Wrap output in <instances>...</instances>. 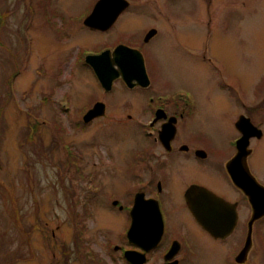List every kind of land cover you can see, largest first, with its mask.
<instances>
[{"label":"rangeland","instance_id":"rangeland-1","mask_svg":"<svg viewBox=\"0 0 264 264\" xmlns=\"http://www.w3.org/2000/svg\"><path fill=\"white\" fill-rule=\"evenodd\" d=\"M96 1L0 0V264H109L107 249L127 226L123 214L110 204H96L91 192L97 183L107 190L111 167H123L112 165L109 155L122 160L139 140L130 128L118 127L127 112L117 104L120 94H111L119 93L120 85L107 94L86 60L81 61L107 40L79 22L92 6L94 11ZM157 2L163 5L164 0ZM158 4L143 1L136 8ZM166 4L178 9L186 45L206 41L219 70L203 65L201 73H183L179 65L167 81L193 87L201 103V92L208 89L203 103L212 110L221 77L233 85L238 81L246 97L254 92L263 97L264 0H239L232 9L214 0L211 17L200 0ZM44 9L70 15L63 20ZM146 18L136 11L115 28L140 31ZM75 22L78 26L69 28ZM168 43L160 36L152 46L164 53ZM97 101L107 104L105 115L84 123ZM209 120L208 135L217 147H227L237 132L234 125L220 114ZM103 196L107 200V193ZM119 261L115 264H124Z\"/></svg>","mask_w":264,"mask_h":264},{"label":"flooded vegetation","instance_id":"flooded-vegetation-1","mask_svg":"<svg viewBox=\"0 0 264 264\" xmlns=\"http://www.w3.org/2000/svg\"><path fill=\"white\" fill-rule=\"evenodd\" d=\"M143 1L158 4L157 0H124L128 6L114 23L103 29L84 25L94 34L106 35L107 40L98 43L81 61L90 55L101 56L103 64L105 60L110 63L112 73H116L113 87L120 85V92L111 94L113 87L104 91L120 94L117 104L127 112L123 120L117 121L118 127L139 134V140L127 149L122 160L116 161L113 153L109 155L112 165L123 167L110 168L107 190L99 183L91 189L96 204H110L127 222L107 249L108 262L115 264L117 258L124 264H264V120H260L264 95L254 92L246 97L238 81L233 85L221 77L214 88L216 104L212 110L203 103L210 95L208 89L202 90L201 103L193 87L172 85L166 76L177 74L179 65L183 73H190L193 69L200 71L203 65L219 71L217 63L206 41L198 47L186 45V39L180 36L183 30L178 28V9L169 7V0L137 9ZM200 1L205 3L208 15L213 13L214 0ZM216 1L232 9L239 0ZM92 10L93 6L83 19ZM44 11L63 20L70 15L62 9ZM136 11L137 16L147 15L140 31H117L119 20L127 14L136 15ZM198 11L202 13V7ZM83 19L78 21L84 24ZM75 25L78 23L68 26ZM160 36L169 42L164 53L152 46ZM86 65L96 75L95 69ZM140 74L144 78L146 75L147 81L133 80V87L125 83V78L135 79ZM99 102L104 103L97 101L93 107ZM218 114L237 131L227 147H217L206 131L209 118ZM98 177L95 172L94 179ZM200 188L222 200V207L213 215L211 209L208 211L220 236L201 225L190 208L188 192ZM103 193H107V200ZM209 203L205 206H211ZM134 219L138 228L132 233ZM127 252L135 262L127 258Z\"/></svg>","mask_w":264,"mask_h":264},{"label":"water","instance_id":"water-1","mask_svg":"<svg viewBox=\"0 0 264 264\" xmlns=\"http://www.w3.org/2000/svg\"><path fill=\"white\" fill-rule=\"evenodd\" d=\"M127 6L128 3H125L124 0H99L97 5L95 6L94 11L89 17L85 19L84 23L87 27L93 29L106 28L107 26L115 22L119 14L125 8H127ZM101 60H103L101 56H88L86 58L87 64L95 69L96 75L98 76L99 82L101 83L102 87L105 89V91L109 92L113 87L116 73H112L113 71H111V65L108 61L106 62L105 60L103 64ZM102 64V67L104 68L100 67ZM144 79H146V75L144 78L143 74H140L139 77L135 79L125 78L124 81L129 87H133V80L143 82ZM104 115L105 105L104 103L99 102L90 111L87 112V114L84 116V122L88 124L94 119L102 117ZM187 198L190 204V208L200 224L203 225L214 236H220L221 231L217 227L215 228V223L212 219L209 220L208 211L211 209L213 215L216 209H220L222 207V200L202 188L198 190H189ZM209 201L211 202V206H205V203H209ZM136 228H138V221L134 219L131 232L133 233ZM126 256L132 262H135V258L130 252H127Z\"/></svg>","mask_w":264,"mask_h":264},{"label":"trees","instance_id":"trees-1","mask_svg":"<svg viewBox=\"0 0 264 264\" xmlns=\"http://www.w3.org/2000/svg\"><path fill=\"white\" fill-rule=\"evenodd\" d=\"M2 16H4L3 15V12H1V10H0V17L2 18ZM13 82V81H12ZM10 85H11V81H10V83H9ZM10 94V93H9Z\"/></svg>","mask_w":264,"mask_h":264}]
</instances>
